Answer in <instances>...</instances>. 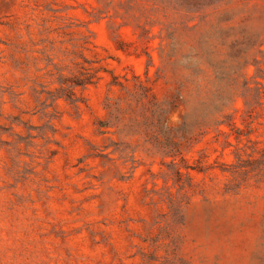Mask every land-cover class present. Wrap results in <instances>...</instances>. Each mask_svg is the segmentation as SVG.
Returning <instances> with one entry per match:
<instances>
[{
  "label": "rangeland",
  "instance_id": "374dc122",
  "mask_svg": "<svg viewBox=\"0 0 264 264\" xmlns=\"http://www.w3.org/2000/svg\"><path fill=\"white\" fill-rule=\"evenodd\" d=\"M0 264H264V0H0Z\"/></svg>",
  "mask_w": 264,
  "mask_h": 264
},
{
  "label": "trees",
  "instance_id": "16d2710c",
  "mask_svg": "<svg viewBox=\"0 0 264 264\" xmlns=\"http://www.w3.org/2000/svg\"><path fill=\"white\" fill-rule=\"evenodd\" d=\"M176 49H177V43H174V50H176ZM190 60H192V54L191 53H186V54L183 53L182 61L183 62H189Z\"/></svg>",
  "mask_w": 264,
  "mask_h": 264
}]
</instances>
